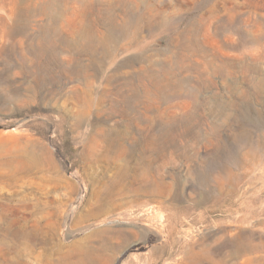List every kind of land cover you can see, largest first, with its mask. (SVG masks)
Segmentation results:
<instances>
[{"label":"rangeland","instance_id":"rangeland-1","mask_svg":"<svg viewBox=\"0 0 264 264\" xmlns=\"http://www.w3.org/2000/svg\"><path fill=\"white\" fill-rule=\"evenodd\" d=\"M76 247L264 264V0H0V264Z\"/></svg>","mask_w":264,"mask_h":264},{"label":"bare ground","instance_id":"bare-ground-1","mask_svg":"<svg viewBox=\"0 0 264 264\" xmlns=\"http://www.w3.org/2000/svg\"><path fill=\"white\" fill-rule=\"evenodd\" d=\"M10 11V10H9ZM159 83V82H158ZM152 85L153 86H157V92L162 94L163 93V90L162 88H160L156 83L152 82ZM133 124V123H132ZM134 127V126H133ZM132 127V128H133ZM135 132V131H134ZM126 133V132H125ZM125 133L123 134V137L125 135ZM121 134V133H120ZM120 134L118 133H115V136L113 137H110L107 139V144L109 146V148H111L113 146V144L115 143L116 141V138H120ZM134 134V133H133ZM132 134V135H133ZM131 135V136H132ZM126 138V137H125ZM122 141H123V138H122ZM118 142L120 143V148L122 149V155L125 157V162L122 166H120V170H123V173H121L120 175V179H121V183L118 185L119 187L118 188V195H120V193L122 192V189L125 187L124 186V183H125V179L128 178L127 176V173L130 172V173H134V168L132 167L131 163H130V159H133L132 158V154H134V148L133 146H122V143L123 142ZM129 141V140H127ZM133 141V139H132ZM158 143V142H157ZM127 144V143H126ZM131 144V142H130ZM107 146V145H106ZM171 149V148H170ZM152 151H155L156 152V149L153 147L152 149H150ZM165 150V149H164ZM169 150V149H168ZM163 151V150H162ZM161 152V151H160ZM168 155V154H167ZM160 158H153V157H146V156H143V153H142V156H141V160H140V163L137 164L138 167H139V170L141 171V173L144 175V178L141 180V183L140 185H138L139 187L136 188V190L139 192H141V194H144V195H148V196H152L155 197V192H154V189L152 188V186L150 184H148V182H145L148 178H156V176H158V173H159V169L155 170L154 168V165L158 162L159 163V160ZM161 159H163L161 157ZM29 162H33L32 159L28 160ZM113 165V164H111ZM117 165V163L115 164ZM114 165V166H115ZM117 167V166H116ZM160 167V166H159ZM112 169V168H110ZM130 178H136V176H131ZM132 179V180H133ZM159 181V180H158ZM156 181V182H158ZM112 186V185H111ZM111 188V187H110ZM124 193V192H123ZM121 196V195H120ZM120 199H117V200H108L107 203H105V207H108L110 208L112 206L113 207H121L123 205V201L120 200V202H118ZM111 203V204H110ZM101 204V203H100ZM91 254H92V249L90 248H87V247H76V248H73L71 249L70 251H68L66 253L67 257L68 258H72L74 259L72 262H65V261H62V260H59L56 264H94V260H92V257H91ZM109 255V254H108ZM98 261V260H97ZM99 263V262H98Z\"/></svg>","mask_w":264,"mask_h":264}]
</instances>
